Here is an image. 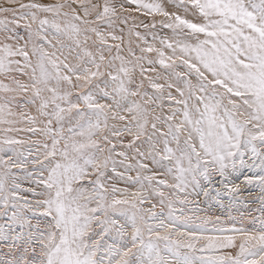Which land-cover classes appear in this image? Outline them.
<instances>
[{
    "label": "snow or ice",
    "instance_id": "1",
    "mask_svg": "<svg viewBox=\"0 0 264 264\" xmlns=\"http://www.w3.org/2000/svg\"><path fill=\"white\" fill-rule=\"evenodd\" d=\"M0 264H264V0H0Z\"/></svg>",
    "mask_w": 264,
    "mask_h": 264
},
{
    "label": "rangeland",
    "instance_id": "2",
    "mask_svg": "<svg viewBox=\"0 0 264 264\" xmlns=\"http://www.w3.org/2000/svg\"><path fill=\"white\" fill-rule=\"evenodd\" d=\"M245 195H246V193H245Z\"/></svg>",
    "mask_w": 264,
    "mask_h": 264
}]
</instances>
